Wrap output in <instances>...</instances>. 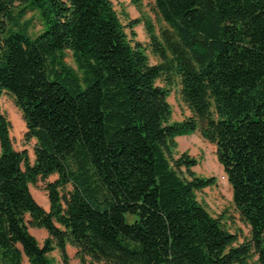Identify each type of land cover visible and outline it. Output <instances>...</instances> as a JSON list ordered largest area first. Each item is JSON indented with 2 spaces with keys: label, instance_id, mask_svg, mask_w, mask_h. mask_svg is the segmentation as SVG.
Segmentation results:
<instances>
[{
  "label": "trees",
  "instance_id": "trees-1",
  "mask_svg": "<svg viewBox=\"0 0 264 264\" xmlns=\"http://www.w3.org/2000/svg\"><path fill=\"white\" fill-rule=\"evenodd\" d=\"M153 2L156 64L112 0H0V98L35 142L32 161L14 149L0 106V264H68L69 246L82 264H264V0ZM173 80L190 112L178 122ZM195 133L215 146L241 241L197 198L216 178L177 151ZM52 176L46 211L30 187Z\"/></svg>",
  "mask_w": 264,
  "mask_h": 264
},
{
  "label": "rangeland",
  "instance_id": "rangeland-1",
  "mask_svg": "<svg viewBox=\"0 0 264 264\" xmlns=\"http://www.w3.org/2000/svg\"><path fill=\"white\" fill-rule=\"evenodd\" d=\"M115 10L120 15L122 23L127 24V19L121 13H127V16L131 20H140L134 31L136 33V41L140 42L146 49V54L149 57L150 63L156 64L158 59L152 55L148 49L149 38L146 31L145 23L149 22L157 35L161 29L166 28L161 18L157 15L154 9L153 0H141L140 6H134L131 0H112ZM29 17V16H28ZM35 30L32 34H37L41 31V23L39 19L34 16ZM129 33V30H127ZM37 35H34L35 37ZM66 53L65 62L67 65L76 70L74 62L69 52ZM172 87L170 88V96L168 101L172 106L173 115L172 121H182L190 116L189 110L182 103L179 97V87L176 80H173ZM159 86H164L162 80L158 81ZM1 111L5 114L11 124L10 135L13 140L14 149L18 152L26 151L30 161L33 160V146L35 142L25 141V125L22 120L21 113L15 107L12 98L4 94L0 98ZM178 153L188 154L190 157L195 158L198 161L197 166L193 168V171L202 177H215L216 185L211 188H206L203 191L197 193L198 200L206 207L208 212L216 218H221L222 223L227 227L231 233H241L240 241L243 237H248V228L239 219V215L232 203L231 187L227 182L226 176L222 167L219 165L216 154L215 146L205 141L199 133H195L189 136H183L177 139ZM56 179V176L50 177L45 182L38 181L35 186L30 187L35 201L43 207L46 211L49 210V202L44 190L46 182H51ZM134 216L128 215L127 222L132 223ZM30 233L36 238L39 245L43 244V241L47 237V234L42 229L30 228ZM67 254L69 257L68 264H82L76 255V250L72 247L67 248ZM50 257L57 263L62 264L60 255L57 251L50 254ZM256 258H253L250 264H255ZM85 264H107V263H91L89 258L85 259Z\"/></svg>",
  "mask_w": 264,
  "mask_h": 264
},
{
  "label": "crops",
  "instance_id": "crops-1",
  "mask_svg": "<svg viewBox=\"0 0 264 264\" xmlns=\"http://www.w3.org/2000/svg\"><path fill=\"white\" fill-rule=\"evenodd\" d=\"M45 232V231H44ZM46 233V232H45ZM47 234V233H46ZM22 264H28V261L26 259L23 260Z\"/></svg>",
  "mask_w": 264,
  "mask_h": 264
}]
</instances>
